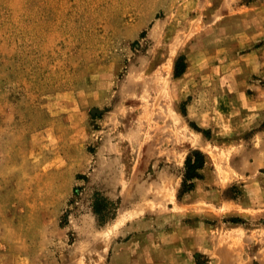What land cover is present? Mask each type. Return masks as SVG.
<instances>
[{
  "label": "rangeland",
  "instance_id": "rangeland-1",
  "mask_svg": "<svg viewBox=\"0 0 264 264\" xmlns=\"http://www.w3.org/2000/svg\"><path fill=\"white\" fill-rule=\"evenodd\" d=\"M0 264H264V0H0Z\"/></svg>",
  "mask_w": 264,
  "mask_h": 264
},
{
  "label": "trees",
  "instance_id": "trees-1",
  "mask_svg": "<svg viewBox=\"0 0 264 264\" xmlns=\"http://www.w3.org/2000/svg\"><path fill=\"white\" fill-rule=\"evenodd\" d=\"M176 66L175 75L179 76L185 71L186 65L183 61L182 63L178 62ZM193 155L196 156L195 159H193ZM203 163L204 160L200 153H192L188 156L186 162V172L182 182V192L190 191L193 188L194 183L192 179L198 177V169L202 168Z\"/></svg>",
  "mask_w": 264,
  "mask_h": 264
}]
</instances>
